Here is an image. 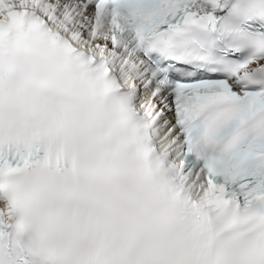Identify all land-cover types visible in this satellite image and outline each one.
Segmentation results:
<instances>
[{
	"label": "snow or ice",
	"instance_id": "obj_1",
	"mask_svg": "<svg viewBox=\"0 0 264 264\" xmlns=\"http://www.w3.org/2000/svg\"><path fill=\"white\" fill-rule=\"evenodd\" d=\"M0 264H264V0H0Z\"/></svg>",
	"mask_w": 264,
	"mask_h": 264
}]
</instances>
